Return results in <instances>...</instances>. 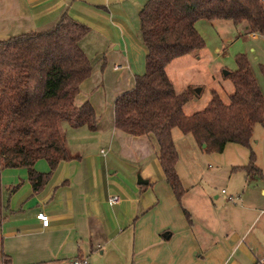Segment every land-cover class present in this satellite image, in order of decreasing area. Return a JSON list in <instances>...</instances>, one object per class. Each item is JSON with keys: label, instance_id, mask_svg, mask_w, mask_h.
<instances>
[{"label": "crops", "instance_id": "1", "mask_svg": "<svg viewBox=\"0 0 264 264\" xmlns=\"http://www.w3.org/2000/svg\"><path fill=\"white\" fill-rule=\"evenodd\" d=\"M145 1L0 0V39L47 29L63 13L88 27L78 45L91 67L73 102L88 101L96 117L93 130L63 126L73 156L59 161L38 190L24 167L0 169V250L8 264H71L73 257L85 258L83 264H264V186L213 192L201 185L200 173L188 170L172 138L184 189L177 200L148 136L113 124L114 98L144 70L138 12ZM195 51L164 67L175 92L183 88L169 72ZM251 135L249 147L263 171L257 156L264 137ZM189 139L190 151L201 149ZM248 153L229 141L210 157L250 176L240 168ZM33 167L48 169L42 158ZM113 194L118 200L108 201ZM37 211L47 215V225L35 218Z\"/></svg>", "mask_w": 264, "mask_h": 264}, {"label": "trees", "instance_id": "2", "mask_svg": "<svg viewBox=\"0 0 264 264\" xmlns=\"http://www.w3.org/2000/svg\"><path fill=\"white\" fill-rule=\"evenodd\" d=\"M138 17L145 48L144 70L134 76L132 88L114 98V126L129 134L148 136L164 180L177 200L184 189L174 167V127L190 134L206 152L221 151L229 141L248 147L247 162L240 168L261 178L249 142L254 123L264 128V94L244 53L234 55L236 68L225 73L233 86L227 102L211 90L206 104L188 114L183 113L182 105L189 92H175L164 67L170 59L203 46V38L194 27L197 19H229L243 23L249 33H263L264 1L146 0ZM87 30L85 24L63 13L47 29L0 39V169L24 167L33 191L43 185L59 161L73 156L60 124L95 128L90 103L73 102L91 67L78 45ZM260 68L264 75V67ZM39 158L47 163L46 171L34 169Z\"/></svg>", "mask_w": 264, "mask_h": 264}, {"label": "rangeland", "instance_id": "3", "mask_svg": "<svg viewBox=\"0 0 264 264\" xmlns=\"http://www.w3.org/2000/svg\"><path fill=\"white\" fill-rule=\"evenodd\" d=\"M194 27L203 38V46L196 49L192 57L174 67L173 74L169 72L175 87L179 90L183 88L190 94L182 105L183 113L201 109L208 101L211 90L217 92L223 102H227L233 86L228 76H225V71H233L236 68V53H244L256 85L264 94V75L260 68V65L264 67V32H254L255 34L251 35L243 23L235 24L229 19H197ZM63 126L67 124L62 122L61 130ZM171 133L177 151L184 158L185 166L192 174L200 173L201 185L213 186L216 189L213 192L222 189L228 193L230 186H264V168L261 171L262 178L245 176L239 171H229L228 166L211 159V152L199 148L195 152L190 151L187 146L190 134H182L175 127ZM251 133L254 138L264 137V128L256 122ZM252 137L251 140H254ZM259 146L262 153L257 156V160L260 158L264 165V142L259 140Z\"/></svg>", "mask_w": 264, "mask_h": 264}, {"label": "built area", "instance_id": "4", "mask_svg": "<svg viewBox=\"0 0 264 264\" xmlns=\"http://www.w3.org/2000/svg\"><path fill=\"white\" fill-rule=\"evenodd\" d=\"M253 33L254 32H251L250 34H253ZM113 66H114V68L116 67V65H113ZM117 200H118V197H117V195H114V194L109 196V198H108V201H117ZM35 218H37L39 220V222H40V224L42 226H45L48 223V217L43 211H37L35 213ZM70 261H71V264H83V263H86V259L85 258H78V257H73ZM0 264H3L1 250H0Z\"/></svg>", "mask_w": 264, "mask_h": 264}, {"label": "water", "instance_id": "5", "mask_svg": "<svg viewBox=\"0 0 264 264\" xmlns=\"http://www.w3.org/2000/svg\"><path fill=\"white\" fill-rule=\"evenodd\" d=\"M227 71H225V73H226ZM201 146H203V144H201ZM138 181H141V180H138Z\"/></svg>", "mask_w": 264, "mask_h": 264}]
</instances>
